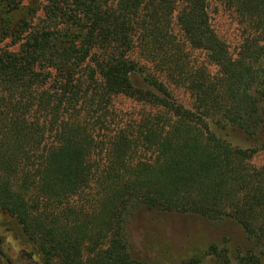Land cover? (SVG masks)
<instances>
[{"label": "trees", "instance_id": "1", "mask_svg": "<svg viewBox=\"0 0 264 264\" xmlns=\"http://www.w3.org/2000/svg\"><path fill=\"white\" fill-rule=\"evenodd\" d=\"M222 3L241 29L234 56L208 0H0V42L17 46L0 47V213L30 264H146L125 231L137 206L229 220L264 254V164L251 163L264 149V0ZM117 96L146 107L124 118ZM211 121L259 144L231 145Z\"/></svg>", "mask_w": 264, "mask_h": 264}, {"label": "rangeland", "instance_id": "2", "mask_svg": "<svg viewBox=\"0 0 264 264\" xmlns=\"http://www.w3.org/2000/svg\"><path fill=\"white\" fill-rule=\"evenodd\" d=\"M44 3L45 0H39ZM207 13L209 21L216 34L226 43L231 55H236L242 40L241 29L234 15L223 5L222 0H208ZM24 11H22L23 14ZM20 11L12 14L13 19L20 18ZM45 17L41 10L34 16L33 24L42 26ZM16 49L10 44V39L0 42V47ZM216 70L215 67L212 69ZM140 81V80H137ZM136 84L138 82L135 81ZM173 95L185 106H190L188 93L180 88H174ZM115 105L126 112L124 118H135L137 113L145 108L141 102L123 96H117ZM264 116V102H260ZM211 129L231 145L241 148L256 147L259 142L246 138L236 127L223 121H211ZM254 165L264 164V149H259L251 158ZM9 219L0 213V233L2 242L0 264H30L37 260L35 253L29 259L33 250L29 244H20L12 232L6 231L5 224ZM125 231L133 258L146 264H181L191 258H198L200 264H215L219 257L217 253L224 251L233 264H238V256L254 255L258 264H264V254L245 238L238 225L229 220H209L194 214H181L173 211H159L137 206L127 214ZM217 252L214 253L212 247ZM8 258V263L4 258Z\"/></svg>", "mask_w": 264, "mask_h": 264}]
</instances>
